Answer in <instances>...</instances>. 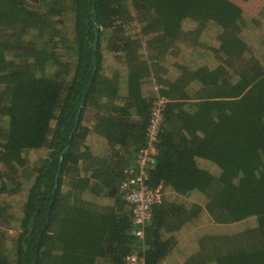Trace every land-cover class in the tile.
<instances>
[{
    "label": "trees",
    "instance_id": "obj_1",
    "mask_svg": "<svg viewBox=\"0 0 264 264\" xmlns=\"http://www.w3.org/2000/svg\"><path fill=\"white\" fill-rule=\"evenodd\" d=\"M185 35L199 50L158 90L168 103L148 174L167 195L139 237L118 185L145 145L143 49L161 60ZM20 170L16 219L6 199ZM9 220L0 264H264V0H0V227Z\"/></svg>",
    "mask_w": 264,
    "mask_h": 264
},
{
    "label": "built area",
    "instance_id": "obj_2",
    "mask_svg": "<svg viewBox=\"0 0 264 264\" xmlns=\"http://www.w3.org/2000/svg\"><path fill=\"white\" fill-rule=\"evenodd\" d=\"M168 100L159 94L157 87L150 103V111L145 130V145L135 154L133 161L123 169L118 193L127 206L132 222L137 227L135 234L143 236V227L151 220L152 210L162 204L166 196L163 184L148 185V174L156 163L159 137L164 126V111ZM127 264H146L144 257L131 255Z\"/></svg>",
    "mask_w": 264,
    "mask_h": 264
},
{
    "label": "rangeland",
    "instance_id": "obj_3",
    "mask_svg": "<svg viewBox=\"0 0 264 264\" xmlns=\"http://www.w3.org/2000/svg\"><path fill=\"white\" fill-rule=\"evenodd\" d=\"M196 28V25L194 22H186L183 24V31L184 33H188L191 31H194V29ZM133 33V30L131 31V34ZM250 33V30H249ZM134 34V33H133ZM203 39L202 41L206 42L207 39H205V37H202ZM142 42L144 43V40L142 39ZM199 42L195 39H193L192 36H188L185 35L183 36L181 39L177 40L173 45L172 48L169 49L164 55L163 57H161L159 59H155V57L157 56V52L155 50H151V49H147L144 48L143 49V57L144 60H148L147 64L149 66V68H151V71L153 73V75L150 76V78L147 81V89L149 87V91L148 94L150 93V96L152 97V94L155 93V87H157L158 90L162 89L163 87H166V82L170 81L172 76H175V63H182L184 64V61L187 60V58L192 55L194 53V51L196 52L197 50H199ZM205 44V43H203ZM198 48V49H197ZM201 48V47H200ZM170 51V52H169ZM172 54V55H170ZM155 62L154 65H156L154 67L153 63ZM180 65V64H179ZM92 115L91 114H87V119L91 118ZM92 119H88L87 121H85V125L88 127H92ZM97 136L90 134L88 136V144L91 147H94L99 153L102 152L103 147H101V145L99 144V140L97 142ZM46 156V150L45 149H40L38 151H31L29 153H25L24 154V158L27 160V164L28 166L34 162H36L39 159H42ZM27 173L28 170H20V175L19 177H21V179H23V188L22 191L18 194L17 197H7L6 202L10 203L12 205L13 208V215H15L16 219H18L20 217V213H19V206L20 203L25 199L26 197V190L30 184V182L26 181L25 179L27 178ZM167 195V192H166ZM93 200V199H91ZM108 201L104 200V201H100V205H107ZM15 205V206H13ZM19 205V206H18ZM7 227V229H3L2 227H0V232H3L4 235H6V238L13 240L16 236V224L15 222H11V220L8 221V223L5 225ZM225 228H220L217 229L215 232L216 233H221ZM5 241V240H4ZM228 243H231V240L227 241ZM208 245H215L218 243V241L216 240H209L207 241ZM210 253V251L208 252V254Z\"/></svg>",
    "mask_w": 264,
    "mask_h": 264
},
{
    "label": "water",
    "instance_id": "obj_4",
    "mask_svg": "<svg viewBox=\"0 0 264 264\" xmlns=\"http://www.w3.org/2000/svg\"><path fill=\"white\" fill-rule=\"evenodd\" d=\"M94 71H95V64H94V59H93L92 75H91V77H90V82H91V79H92V77H93V73H94ZM89 87H90V83H89L88 87L86 88V90H85V94H84V96H83V98H82V100H81V102H80V104H79L78 112H79V110L81 109V107H82V105H83L84 97H85L87 91L89 90ZM77 118H78V113H77V115L75 116L76 121H77ZM70 137H71V135L68 137V139H69ZM67 149H68V144H67V146L65 147V149L63 150V153H65V152L67 151ZM61 161H62V156H60V158H59V163H61ZM57 176H58V174H57ZM45 227H46V226H45Z\"/></svg>",
    "mask_w": 264,
    "mask_h": 264
},
{
    "label": "crops",
    "instance_id": "obj_5",
    "mask_svg": "<svg viewBox=\"0 0 264 264\" xmlns=\"http://www.w3.org/2000/svg\"><path fill=\"white\" fill-rule=\"evenodd\" d=\"M147 81H148V80L145 81V85H144L145 88H144V90H143L144 97H150V93L148 94L149 87H148V89H147V86H146V85H147ZM165 88H166V87H163V89H165Z\"/></svg>",
    "mask_w": 264,
    "mask_h": 264
}]
</instances>
